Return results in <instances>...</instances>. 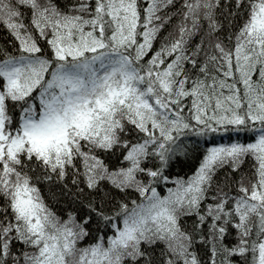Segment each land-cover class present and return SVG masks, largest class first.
Listing matches in <instances>:
<instances>
[{
    "label": "snow or ice",
    "instance_id": "obj_1",
    "mask_svg": "<svg viewBox=\"0 0 264 264\" xmlns=\"http://www.w3.org/2000/svg\"><path fill=\"white\" fill-rule=\"evenodd\" d=\"M0 264H264V0H0Z\"/></svg>",
    "mask_w": 264,
    "mask_h": 264
}]
</instances>
